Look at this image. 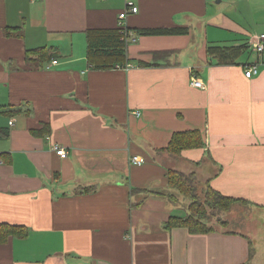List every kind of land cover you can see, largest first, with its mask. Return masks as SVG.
Segmentation results:
<instances>
[{
  "label": "crops",
  "instance_id": "crops-1",
  "mask_svg": "<svg viewBox=\"0 0 264 264\" xmlns=\"http://www.w3.org/2000/svg\"><path fill=\"white\" fill-rule=\"evenodd\" d=\"M128 2L137 13L126 29L188 34L138 36L128 68L95 71L85 32L118 28ZM15 28L21 37L6 36ZM261 35L264 0H0V224L28 230L0 244V264H255V233L164 223L179 203L169 170L264 210V54L249 47L232 66L206 56L207 44L249 46ZM43 48L55 58L29 65L26 52ZM161 51L173 54L153 58ZM187 130L201 132L203 149L162 152Z\"/></svg>",
  "mask_w": 264,
  "mask_h": 264
},
{
  "label": "trees",
  "instance_id": "trees-1",
  "mask_svg": "<svg viewBox=\"0 0 264 264\" xmlns=\"http://www.w3.org/2000/svg\"><path fill=\"white\" fill-rule=\"evenodd\" d=\"M138 36H179L188 34V29H155V30H139L133 31ZM6 36L21 37L22 32L19 28L7 29ZM86 40V59L89 66L95 71H107L124 68L129 63L127 56V44L122 38L119 28L110 30H87L85 32ZM249 53L248 44L240 46L207 44L206 56L209 65L232 66L238 64L237 61ZM173 51L154 52V57H169ZM54 53L46 48L27 51L26 61L32 67L42 66L55 58ZM142 63H140L141 65ZM142 66V65H141ZM144 66H149L148 64ZM152 66V65H150ZM40 134H49L48 126ZM37 135V134H35ZM205 142L203 135L199 130H187L176 132L172 135L168 145L161 149L171 157H178L183 151L203 149ZM167 187L170 191H174L178 196H182L188 201V213L184 217L171 216L165 223L164 228L171 230L173 228H184L193 235H206L215 232L214 226L211 224V218L215 212L227 213L235 204L248 205L246 201L234 199L221 195L212 189L208 183L202 192V199L197 195L198 181L193 175L169 170L166 178ZM82 189L80 192L88 191ZM135 191V190H134ZM156 196L170 199L171 194L166 192H150ZM169 194V195H168ZM172 196V195H171ZM220 220L218 219V222ZM225 224V223H221ZM223 226V225H220ZM28 230L23 226H14L8 224H0V244L7 243L10 239H24L27 237ZM251 258L253 256L252 249L250 251Z\"/></svg>",
  "mask_w": 264,
  "mask_h": 264
},
{
  "label": "rangeland",
  "instance_id": "rangeland-1",
  "mask_svg": "<svg viewBox=\"0 0 264 264\" xmlns=\"http://www.w3.org/2000/svg\"><path fill=\"white\" fill-rule=\"evenodd\" d=\"M226 6V4H223ZM223 5L220 7L223 9ZM223 7V8H222ZM197 195L199 199H202V192L206 185L203 182L197 183ZM179 203H174L173 214L176 216H186L188 207V201L182 196H178ZM180 203H183L182 205ZM218 219L220 220L218 222ZM211 224L215 229L219 230H242L244 233L257 234L260 239L259 242V256L255 264H264V210H256L253 207L243 204H235L227 213L215 212L214 217L210 219ZM225 223V224H221ZM223 225V226H220ZM222 228V229H221Z\"/></svg>",
  "mask_w": 264,
  "mask_h": 264
},
{
  "label": "built area",
  "instance_id": "built-area-1",
  "mask_svg": "<svg viewBox=\"0 0 264 264\" xmlns=\"http://www.w3.org/2000/svg\"><path fill=\"white\" fill-rule=\"evenodd\" d=\"M31 1H33V0H31ZM136 13H137V8L134 7L133 3L128 2L126 9L123 10L118 16V18H119V27L118 28H119V30L122 34V38L124 39L126 44L135 42L137 35L133 31L126 29L125 26L122 25V22L126 19V17L129 14H136ZM249 47L251 49V52L254 53L256 56L263 55L264 54V35H261L259 38H257L256 41H251ZM56 64H57L56 61L52 62V65H56ZM128 67H129L128 65H126L124 68L118 67L117 70L125 69ZM257 73H258L257 65H251L250 68H248L247 70L244 71V76L249 79V78L255 76ZM190 85L193 88H197V89H201V90H203L205 88L204 84L199 79H197L196 77H194L192 75H191ZM134 115L138 116L139 114H138V112H135ZM11 123L12 122H10L9 124H11ZM54 150L59 157H61V158L66 157V152L64 149L55 146ZM129 161H130V164L132 166H141L144 164L145 159L142 157H139V156H132V157H130Z\"/></svg>",
  "mask_w": 264,
  "mask_h": 264
}]
</instances>
